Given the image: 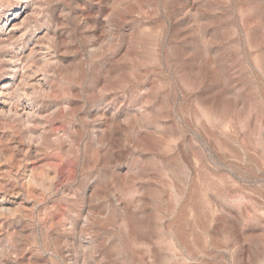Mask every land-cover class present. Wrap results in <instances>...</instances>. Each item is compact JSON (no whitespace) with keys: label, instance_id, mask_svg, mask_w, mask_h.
<instances>
[{"label":"rangeland","instance_id":"1","mask_svg":"<svg viewBox=\"0 0 264 264\" xmlns=\"http://www.w3.org/2000/svg\"><path fill=\"white\" fill-rule=\"evenodd\" d=\"M37 2L57 113L47 135L0 123V246L23 264H264V0ZM42 164L57 194L25 183Z\"/></svg>","mask_w":264,"mask_h":264},{"label":"bare ground","instance_id":"2","mask_svg":"<svg viewBox=\"0 0 264 264\" xmlns=\"http://www.w3.org/2000/svg\"><path fill=\"white\" fill-rule=\"evenodd\" d=\"M38 2L37 0H0V123L9 126L15 122V124L21 123L20 125L30 128V126L42 124L40 119L45 118L47 124L43 123L44 131L43 129L42 131L52 133L53 127L49 119L56 116L57 107H45L42 99L48 96L50 98L55 97L57 94L54 89L56 87H53L49 80L57 73L58 59L55 53L50 52L49 47H47L48 51H43L44 49L40 46V39L43 34L51 38L52 32L48 28L36 26L39 10L37 7L40 6L37 5ZM32 24L34 27H31ZM53 37L55 36L53 35ZM65 108L67 109L69 106ZM101 114L102 116L105 115L103 111ZM42 134H38V138H41ZM102 137L104 138V136ZM100 142H102L101 139L98 143ZM38 144L32 139L28 140L23 146L24 152L26 150L25 153L28 155L33 154V152L38 153L40 150ZM42 165L40 169H25L23 177L28 186L42 182L47 195H51L57 192L54 189L56 172L51 169L44 173L43 169L48 166L47 164ZM11 210L6 205H0V214L5 215ZM91 211L89 213L92 216ZM86 213L88 215V211ZM121 226L125 238L131 245L140 243L139 236L135 235V231L132 230L131 216L124 215ZM45 227L43 228L45 229ZM45 231L47 233V228ZM0 264H23L22 251L17 250L16 255L12 256L4 246H0Z\"/></svg>","mask_w":264,"mask_h":264}]
</instances>
